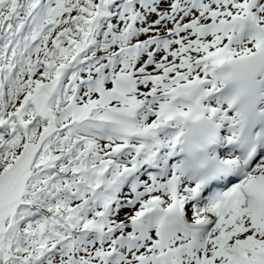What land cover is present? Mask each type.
<instances>
[{
    "label": "snow or ice",
    "instance_id": "snow-or-ice-1",
    "mask_svg": "<svg viewBox=\"0 0 264 264\" xmlns=\"http://www.w3.org/2000/svg\"><path fill=\"white\" fill-rule=\"evenodd\" d=\"M0 264H264V0H0Z\"/></svg>",
    "mask_w": 264,
    "mask_h": 264
}]
</instances>
